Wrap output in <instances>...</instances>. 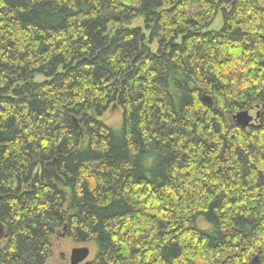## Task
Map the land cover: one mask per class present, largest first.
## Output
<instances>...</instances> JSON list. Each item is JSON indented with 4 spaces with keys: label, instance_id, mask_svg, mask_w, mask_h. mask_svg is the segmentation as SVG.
Masks as SVG:
<instances>
[{
    "label": "trees",
    "instance_id": "obj_1",
    "mask_svg": "<svg viewBox=\"0 0 264 264\" xmlns=\"http://www.w3.org/2000/svg\"><path fill=\"white\" fill-rule=\"evenodd\" d=\"M260 1L0 0V264H264Z\"/></svg>",
    "mask_w": 264,
    "mask_h": 264
},
{
    "label": "rangeland",
    "instance_id": "obj_2",
    "mask_svg": "<svg viewBox=\"0 0 264 264\" xmlns=\"http://www.w3.org/2000/svg\"><path fill=\"white\" fill-rule=\"evenodd\" d=\"M260 4L264 7V0L260 1ZM131 28H143V22L142 19H135L131 22L129 25ZM221 27V17L220 14L215 18L214 22L210 26L209 29L211 30H217ZM152 47L155 48L154 45ZM42 78L37 76L35 78V81H41ZM251 114L253 117L255 116V111H252ZM100 120L115 129H118L121 122V110L120 108H111L107 110ZM62 232H59L58 234H55L51 238V249L52 254L51 257L46 261L45 264H69V256L70 251L74 247H82L85 246L89 249V256L88 258L82 263L85 264L88 261H91L94 256V246L91 243H85V244H79L75 243L71 238L66 237L65 235L61 234Z\"/></svg>",
    "mask_w": 264,
    "mask_h": 264
},
{
    "label": "water",
    "instance_id": "obj_3",
    "mask_svg": "<svg viewBox=\"0 0 264 264\" xmlns=\"http://www.w3.org/2000/svg\"><path fill=\"white\" fill-rule=\"evenodd\" d=\"M233 119L236 124L242 127L249 126L253 121V116L249 111H239L234 116ZM4 235L3 228L0 224V238ZM89 256V249L85 246L74 247L70 251L69 264H82ZM259 258L254 257L250 264L259 263Z\"/></svg>",
    "mask_w": 264,
    "mask_h": 264
},
{
    "label": "flooded vegetation",
    "instance_id": "obj_4",
    "mask_svg": "<svg viewBox=\"0 0 264 264\" xmlns=\"http://www.w3.org/2000/svg\"><path fill=\"white\" fill-rule=\"evenodd\" d=\"M260 263V262H259ZM259 263H257V264H259Z\"/></svg>",
    "mask_w": 264,
    "mask_h": 264
}]
</instances>
